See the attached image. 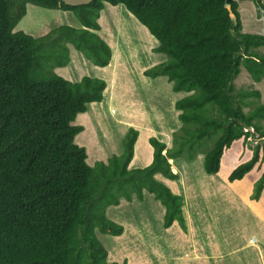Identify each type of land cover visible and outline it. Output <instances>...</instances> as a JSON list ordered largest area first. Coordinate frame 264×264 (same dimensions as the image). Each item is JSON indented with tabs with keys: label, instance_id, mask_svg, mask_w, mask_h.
I'll list each match as a JSON object with an SVG mask.
<instances>
[{
	"label": "trees",
	"instance_id": "16d2710c",
	"mask_svg": "<svg viewBox=\"0 0 264 264\" xmlns=\"http://www.w3.org/2000/svg\"><path fill=\"white\" fill-rule=\"evenodd\" d=\"M240 1L95 0L71 7L60 0H0V264H119L109 262L98 234L122 236L125 228L107 217L108 208L142 202L145 192L165 207V229L178 223L188 233L184 196L157 177L179 180L170 160L205 154V172L217 175L239 146L227 182L257 175L251 198L264 197L262 94L234 83L242 68L253 84L264 81V35L244 32ZM252 1L262 19L263 0ZM29 4L71 12L81 27L62 25L39 38L15 31ZM105 4L125 6L158 41L155 52L168 57L144 75L164 77L173 92L188 94L174 103L182 126L172 148L150 138L153 161L141 169L130 168L139 137L134 128L122 154L89 165L87 149L76 143L85 127L74 122L103 102L107 82L88 76L72 82L55 72L70 64V44L94 65H110L112 49L99 35Z\"/></svg>",
	"mask_w": 264,
	"mask_h": 264
},
{
	"label": "rangeland",
	"instance_id": "374dc122",
	"mask_svg": "<svg viewBox=\"0 0 264 264\" xmlns=\"http://www.w3.org/2000/svg\"><path fill=\"white\" fill-rule=\"evenodd\" d=\"M239 5L244 32L264 35V17H257L255 2L243 0ZM102 12L99 35L112 49L110 65H94L70 44V64L55 72L72 82L86 76L107 82L103 102L90 104L88 111L80 114L74 122V125L85 127V131L76 138V143L87 149L89 165L122 154V141L129 129L134 128L139 131V137L136 157L130 168H145L150 165L149 158L154 152L150 138L166 143L167 149L172 148L173 134L182 126L174 103L188 94L173 92L172 84L164 77L151 79L144 75L145 70L166 62L168 57L155 52L158 41L125 6L105 4ZM62 25L81 27L71 12L48 10L29 4L27 15L15 31H24L39 38ZM234 83L237 89L259 90L264 105V81L253 84L248 72L242 68ZM241 152L239 146L228 152L223 159L222 170L217 175L205 172V154H199L191 162L182 158L170 161L179 180L158 176L174 193L184 196L183 210L189 226L188 233L183 232L178 223L170 229L164 228V208L148 192L144 202L136 200L123 207L108 208L107 217L125 228L122 237L98 234L109 252V262H123L132 252L134 256L131 257L136 259L143 255V260H146L150 254L153 257L154 246L156 250L162 246L157 239L155 245L138 243L139 238L149 237L169 238L170 246L175 250L174 256L168 259L159 258L162 252H156V264H189L191 260L194 261L191 257L196 252L215 259L209 264H233V259L226 252L237 248L234 247L239 246L237 241L245 247L251 244L247 241V237H251L258 242L253 243V246L261 247L264 244V197L256 211V202L251 198L258 176L250 174L239 182H227V176L238 164ZM249 157L250 152L244 159ZM228 189L233 191L227 193ZM153 203L160 208L153 206ZM253 251L244 248L240 255L249 259L248 255H252ZM235 264H260V261L257 257L254 263L251 259H238Z\"/></svg>",
	"mask_w": 264,
	"mask_h": 264
},
{
	"label": "crops",
	"instance_id": "0c3cea01",
	"mask_svg": "<svg viewBox=\"0 0 264 264\" xmlns=\"http://www.w3.org/2000/svg\"><path fill=\"white\" fill-rule=\"evenodd\" d=\"M103 13V12H102ZM102 13H101V17H102ZM101 17H100V23H101ZM79 116V115H78ZM85 131V130H84ZM83 131V132H84ZM82 132V133H83ZM81 135V134H80ZM79 135V136H80ZM78 138V137H77ZM82 145V144H81ZM137 145V143H136ZM136 150H137V146H135V157H136ZM154 153V152H153ZM119 154V153H118ZM120 155V154H119ZM135 159V158H134ZM153 161V154L151 152V156L149 158V164H151ZM172 161V160H170ZM159 176V175H158ZM157 176V177H158ZM231 191L233 190H230L228 189L227 190V193H231ZM146 195H147V192H145V198H144V201L146 199ZM152 195V194H151ZM154 197V195H153ZM263 199V198H262ZM262 199L259 201V202H256V205H255V209L254 211H256V208L258 206V204L262 203ZM137 199H134L132 202H127L125 200H122L121 204L118 206V207H123L124 204H130V203H133L134 201H136ZM139 201V200H138ZM142 201V202H144ZM157 201V200H156ZM141 202V201H140ZM155 202V201H154ZM159 202V201H158ZM160 203V202H159ZM161 204V203H160ZM153 206H158L156 205V203H153ZM163 206V205H162ZM160 208V206H158ZM164 209L163 212H164V215H165V212H166V209L165 207L163 206ZM255 213V212H254ZM253 217H255L256 215L253 214L252 215ZM257 218V217H255ZM188 225V224H187ZM188 231H189V226H188ZM125 232V231H124ZM124 235V234H123ZM122 235V236H123ZM121 236V237H122ZM156 239L158 240L157 242H160L162 244L161 246V249H158L156 250ZM174 240H177L178 238H173ZM170 239L169 238H158V237H149V238H139L138 239V243H142V244H148V243H152L154 244V250H153V257H151V254L147 256V259L146 260H143V255L142 257L136 259L135 257H131V256H134V253L132 252V254H128L127 255V259H128V263L129 264H156V252L157 253H161L162 254L159 256V258H162V259H168L169 257L171 256H174V253H175V250L173 247L170 246L171 242L169 241ZM247 241H249V243H251L250 245H247V246H242V244H240L238 241H237V245L239 246H235L234 247H237V248H233L234 250H231V251H228L226 252L227 254H230L231 258L233 259V264L237 263L238 262V259H240L241 261L244 260H252L253 263H254V260L255 258L257 257L260 261V264H264V244H261L262 246H253V243H258L257 240L255 238H251V237H247ZM261 242V241H260ZM259 242V243H260ZM248 243V242H246ZM244 245V244H243ZM248 250V248L250 249H254L252 255H248L249 259H247L246 257L242 258L240 253L242 250H244V248ZM248 247V248H247ZM243 248V249H242ZM222 255V254H221ZM224 257V256H223ZM192 259L194 258V261H190L191 263L193 264H199V263H202V264H209V262L211 260H215V259H212V258H209V256H205V255H202L198 252L195 253V255L193 257H191ZM238 258V259H237ZM199 259V260H197ZM185 261V260H184ZM189 262V264H190ZM122 262H120L119 264H121ZM218 264H224V263H218Z\"/></svg>",
	"mask_w": 264,
	"mask_h": 264
},
{
	"label": "water",
	"instance_id": "95a60500",
	"mask_svg": "<svg viewBox=\"0 0 264 264\" xmlns=\"http://www.w3.org/2000/svg\"><path fill=\"white\" fill-rule=\"evenodd\" d=\"M60 1L63 2L67 6L78 7V6H83V5H89L93 3L95 0H60Z\"/></svg>",
	"mask_w": 264,
	"mask_h": 264
}]
</instances>
